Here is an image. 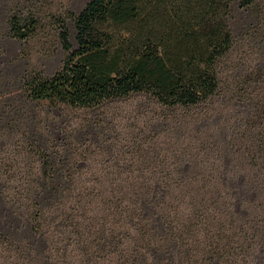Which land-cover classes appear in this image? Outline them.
I'll use <instances>...</instances> for the list:
<instances>
[{"label":"trees","instance_id":"trees-1","mask_svg":"<svg viewBox=\"0 0 264 264\" xmlns=\"http://www.w3.org/2000/svg\"><path fill=\"white\" fill-rule=\"evenodd\" d=\"M248 18L264 40V0H89L72 18L74 41L63 26L60 67L28 74L24 102L50 114L143 94L157 107L124 137L105 134L98 119L87 137L71 132L58 145L36 136L44 129L54 138L48 119L39 127L33 109L26 118L39 166L20 197L33 234L47 247L63 237L62 264H253L264 214L236 209L227 166L235 139L209 133L217 115L189 114L223 94L222 61ZM8 23L28 40L40 20L14 13ZM1 109L0 122L20 124L16 109ZM248 144L252 173L264 176V122ZM41 261L52 264L51 255Z\"/></svg>","mask_w":264,"mask_h":264},{"label":"rangeland","instance_id":"rangeland-1","mask_svg":"<svg viewBox=\"0 0 264 264\" xmlns=\"http://www.w3.org/2000/svg\"><path fill=\"white\" fill-rule=\"evenodd\" d=\"M88 1L0 0V114L5 106L6 110L16 109V115L21 117L19 125L6 123L4 119L0 122V264H42L44 254L51 255L52 264H62L59 248L63 237L55 234L47 247L44 239L33 234L28 208L20 197L27 174L39 166L32 155V145L38 143L31 137L33 122L26 119L31 110L37 115L36 125L41 127L43 120L48 119L54 132L53 138L39 129L37 138L43 136L44 140L49 138L58 145L71 132H75L74 140L78 135L87 137L90 130L87 123L98 119L104 121L105 134L124 137L157 107L143 94L94 110L61 105L52 108L50 114L48 105L32 107L24 102L25 77L34 72L51 74L60 67L65 56L61 29L66 26L74 41L72 18ZM14 13L38 17L37 34L28 40L12 36L8 20ZM239 27L234 48L222 61L223 94L189 114L196 116L201 111H209L217 115L210 120L209 133L222 129L220 137L227 140L234 137L236 155L228 157L227 166L230 172L236 173L230 185L236 195V209L264 214V176L252 173L257 159L252 150H247L257 126L264 122V40L257 33V22L248 18ZM83 123L86 125L83 130H75ZM48 219L54 220L52 214ZM35 247L44 254L36 255ZM253 264H264V246L256 248Z\"/></svg>","mask_w":264,"mask_h":264}]
</instances>
